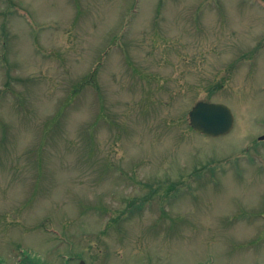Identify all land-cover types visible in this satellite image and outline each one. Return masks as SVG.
Returning a JSON list of instances; mask_svg holds the SVG:
<instances>
[{"label": "rangeland", "instance_id": "1", "mask_svg": "<svg viewBox=\"0 0 264 264\" xmlns=\"http://www.w3.org/2000/svg\"><path fill=\"white\" fill-rule=\"evenodd\" d=\"M263 89L264 0H0V258L264 264Z\"/></svg>", "mask_w": 264, "mask_h": 264}, {"label": "water", "instance_id": "2", "mask_svg": "<svg viewBox=\"0 0 264 264\" xmlns=\"http://www.w3.org/2000/svg\"><path fill=\"white\" fill-rule=\"evenodd\" d=\"M190 125L197 131L217 136L230 130L233 116L224 103L198 101L189 111ZM81 264L83 262L81 261Z\"/></svg>", "mask_w": 264, "mask_h": 264}, {"label": "trees", "instance_id": "3", "mask_svg": "<svg viewBox=\"0 0 264 264\" xmlns=\"http://www.w3.org/2000/svg\"><path fill=\"white\" fill-rule=\"evenodd\" d=\"M19 264H50L47 263L46 261L40 259L37 256H30V255H25V253L23 254V256L20 258V260L18 261ZM0 264H2L0 262Z\"/></svg>", "mask_w": 264, "mask_h": 264}]
</instances>
